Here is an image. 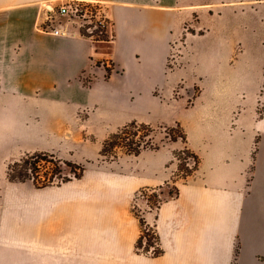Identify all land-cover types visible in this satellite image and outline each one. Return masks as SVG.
Segmentation results:
<instances>
[{
    "label": "crops",
    "instance_id": "0c3cea01",
    "mask_svg": "<svg viewBox=\"0 0 264 264\" xmlns=\"http://www.w3.org/2000/svg\"><path fill=\"white\" fill-rule=\"evenodd\" d=\"M48 1L0 0V148L15 138L40 143L58 131L54 106L61 90L84 104L85 77L92 71L98 74L92 81H98L97 91L88 102L112 111L129 103L122 90H133L138 104L143 96L151 105L159 103L166 113L168 102L154 98V89L170 95L181 83L197 86L190 108L175 98L178 111L170 119L188 122L206 148L198 149L197 172L178 183L179 195L144 213L161 254L137 250L141 225L130 209H99L84 224L74 223L75 211L28 209L22 223L0 225V264H264V159L252 170L256 138L264 148V110L258 112L264 82L248 80V54L233 63L236 45L248 40L233 32L238 20L221 8L213 30L200 13L201 0H107L115 37L103 51L78 30H38ZM196 13L195 29L206 31L187 32L179 64L169 67L171 42ZM101 57L124 74L112 69L106 78L104 66L95 64ZM45 105H52V113ZM144 157V172L117 178L116 190L125 200L174 173L166 166L169 153Z\"/></svg>",
    "mask_w": 264,
    "mask_h": 264
},
{
    "label": "rangeland",
    "instance_id": "374dc122",
    "mask_svg": "<svg viewBox=\"0 0 264 264\" xmlns=\"http://www.w3.org/2000/svg\"><path fill=\"white\" fill-rule=\"evenodd\" d=\"M200 13L206 26L219 28L220 9L232 14L237 22H234L233 32L248 36V40L236 45L237 50L233 59L234 65L240 64L242 54H248V67L250 68L249 81L264 82V0H201ZM225 4V7L223 6ZM206 6L209 9H207ZM199 14L196 13L193 18L184 24L183 33L179 39L171 42L170 55L168 58L169 67L179 64L178 57L183 55L185 36L187 32L194 31L200 34L205 33L206 27L195 29L194 23L199 20ZM198 16V17H197ZM236 23V24H235ZM198 30V31H197ZM101 45L99 50L107 51L109 41H95ZM107 60L109 64L107 65ZM96 65L104 66V76L107 78L114 69L119 74H124L122 67L115 65L112 60L101 57L96 60ZM260 72L263 73L260 76ZM98 76L96 71L89 72L86 75L84 87V104L74 103L72 98L63 96L59 106L55 105V114H60V127L54 134L43 138V142L29 143L21 138H15L8 148H0V225L22 223L21 214L26 210L42 209L52 210L61 209L75 211L76 224H84V219L91 218L96 210L105 208H124L130 209L134 213L144 214L147 211H153L151 208L152 191L140 193V189L132 200H125L116 190L117 178L121 174H138L145 171L144 160L146 154H152L153 157L162 153H169L166 166L173 168L174 173L168 179V184L163 185L161 197H169L168 191L175 190L174 185L184 179V169H179L181 160L175 156L174 152L183 148H190L195 153L198 149L206 148L193 135L190 124L186 121L171 120L176 114L177 106L175 98H182V108H190L192 98L198 91L197 86L186 87L181 83L169 95L166 91L158 88L153 90V96L157 100L168 102L165 105L168 109L163 113L160 105H151L145 96L142 97V103L138 104L133 90L127 92L122 90V98L126 96L125 105L112 111L103 104H94L89 101V96L96 90L97 82L92 84ZM237 82H241L238 79ZM263 89V88H262ZM165 93V95H164ZM167 93V94H166ZM168 95V96H167ZM165 97V98H163ZM149 100V99H148ZM164 102V103H165ZM45 112L52 113V105H45ZM264 110V90L260 94L258 112ZM136 120L139 123H147L152 126L151 135L154 143L143 149L142 155L127 153L122 149L118 150L116 157H110L102 154L101 149L106 138L117 131L123 125ZM186 133L187 141L182 139V134ZM176 136L174 140L170 136ZM262 140L258 137L252 151V160L256 163L264 159V148L258 147L257 141ZM207 146V145H205ZM48 152L53 154L55 163H58L59 171L53 177V183L45 187H38L31 179L26 181L11 180L8 177V167L15 161L20 160L27 154L35 152ZM200 157L201 155L197 153ZM184 154L183 156H185ZM154 162L157 159H153ZM51 158V157H50ZM190 165L194 164V159L190 157ZM79 165L84 166L81 177H76L74 170L80 171ZM53 162H42L39 165L41 179H45V174L52 173ZM77 166V167H76ZM197 170L193 172L196 173ZM156 187V186H150ZM151 197L150 199H148ZM147 227L154 229V225L146 223ZM156 243V241H155ZM143 247V246H142ZM143 249V248H141ZM3 251V246H0Z\"/></svg>",
    "mask_w": 264,
    "mask_h": 264
},
{
    "label": "trees",
    "instance_id": "16d2710c",
    "mask_svg": "<svg viewBox=\"0 0 264 264\" xmlns=\"http://www.w3.org/2000/svg\"><path fill=\"white\" fill-rule=\"evenodd\" d=\"M152 130L153 128L151 125L144 122L139 123L136 120H133L123 125L117 131L113 132L108 138H106L103 143L101 152L102 154L110 157H116L118 155L119 149H122L127 153L139 154L143 149L151 146L154 143L153 137L151 135ZM170 137L174 140L177 139V137L173 135H171ZM182 139L185 142L187 141V135L184 132L182 134ZM174 154L181 160L179 169H184L183 177L187 178L188 176L192 175L195 170H198L201 162V157L190 148H183L182 150L174 152ZM184 154L186 155L183 156ZM190 157L194 159V164L192 166L190 165V162L188 160ZM42 162H53L55 164V166L52 167V173L45 174V179H41V175L39 173V165H41ZM78 167L80 171L74 170V174L76 177H81L84 171V166L79 165ZM57 169L58 163H55L53 154L44 151L35 152L33 154H27L20 160L10 164L8 167V177L11 180L19 181H26L27 179H31L36 186L45 187L53 183V177H55L56 173L60 171H56ZM165 184H168V181H166ZM162 187L163 185H159L156 187L144 186L140 188V193H146V191L149 190L152 191V197H154V201L150 205L154 210H157L164 201L179 195V187L177 185H174L175 190L168 191L169 197L162 198ZM150 198L151 197H149L148 199ZM135 214L139 218L141 225V234L136 242L137 250L139 252L151 253L152 255L161 254L162 249L159 245V238L155 227L154 229L147 227V221L144 214ZM144 238H146L145 244L143 242ZM155 241L157 243V246L153 251L150 252V246L155 245Z\"/></svg>",
    "mask_w": 264,
    "mask_h": 264
},
{
    "label": "built area",
    "instance_id": "2783aa9c",
    "mask_svg": "<svg viewBox=\"0 0 264 264\" xmlns=\"http://www.w3.org/2000/svg\"><path fill=\"white\" fill-rule=\"evenodd\" d=\"M37 28L53 35L78 30L92 41H112L115 37L107 0H50L44 4ZM156 246L157 243L150 246L149 251Z\"/></svg>",
    "mask_w": 264,
    "mask_h": 264
}]
</instances>
